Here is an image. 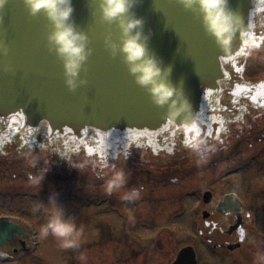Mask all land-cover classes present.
<instances>
[{
	"label": "water",
	"instance_id": "water-1",
	"mask_svg": "<svg viewBox=\"0 0 264 264\" xmlns=\"http://www.w3.org/2000/svg\"><path fill=\"white\" fill-rule=\"evenodd\" d=\"M99 0H72V21L89 37L91 55L80 72L87 81L74 91L65 84L63 61L49 50L53 30L43 13L29 14L23 0H7L0 9V139L24 135L62 157L128 156L135 149L169 154L179 136L201 143L226 130L227 119L247 109L264 113V87L243 80L250 54L264 46V0H229L243 19L225 54L207 34L199 14L177 0H142L132 10L151 33L150 51L171 67L169 81L182 91L197 121L187 131L181 120L165 119L167 106L155 105L135 83L121 54L112 56L105 37L119 43L120 30L100 19ZM7 68V70H6ZM244 112V113H243ZM47 119V123L42 120ZM186 144V143H185ZM208 199L206 200V202ZM20 229L0 222V245ZM174 264H196L192 249L180 251Z\"/></svg>",
	"mask_w": 264,
	"mask_h": 264
},
{
	"label": "flooded vegetation",
	"instance_id": "flooded-vegetation-1",
	"mask_svg": "<svg viewBox=\"0 0 264 264\" xmlns=\"http://www.w3.org/2000/svg\"><path fill=\"white\" fill-rule=\"evenodd\" d=\"M252 62L258 67L254 68V71H250L249 68ZM257 73L262 74L259 76ZM244 79L248 84H261V86L264 84V46L250 55L246 62ZM245 111L239 117L228 118L226 120L228 129L214 138L203 140L199 143L198 150H193L186 145L184 138L181 137L178 145L169 154H153L149 150L140 148L132 151L130 158L118 155L117 161L112 163L84 162L82 158L78 159L82 155L87 156L84 153L72 156L74 163H66L60 156L52 155L42 148L43 141L40 136L37 137L33 145H30L29 140L23 135H16L10 141L1 140L0 198L7 202H0V206L13 205L22 210L29 207V202L25 203V207L20 200V198H26L23 194L28 192V185H33L38 191V193H33L36 196L32 197L43 198V202H45L46 175L53 174L60 177L63 172L83 170L87 172L90 170L92 173H96L97 177H102L103 172L113 166L123 169L130 178L128 185L135 187L134 189L141 193L150 184L156 187L155 177L152 174L163 176L162 181L165 185H168L169 182L176 183L177 178L168 177V175L179 168L200 165L210 158L214 160V165L218 166L223 159L227 158H221L219 155L230 150L233 154L230 158V161H233L232 167L227 172L218 174L215 181L212 182L219 190L215 188V190L204 191L197 195L199 204L194 208L192 217L186 219L187 225L185 224L183 234L185 242L176 252L171 253L169 261L170 264H173L182 249L191 248L196 264H253V254L257 250H264V170L259 171L256 177L260 183L256 184L255 189L249 192V198L255 202V205L246 208L240 195L236 192L226 189L221 191L220 189L224 178L235 176L242 169L250 168L254 164L264 167V115L253 109ZM119 157L122 159L118 160ZM43 172H45V177L42 184L33 183L31 177ZM185 176L188 177L187 174ZM207 193L208 196H206ZM90 200L92 198H76V205H80L82 209L88 208L95 203ZM104 200L108 199H102L101 205L105 203ZM134 202L135 209L139 207L138 204L146 203L142 195ZM41 209H43L42 206ZM8 212L18 214L19 211L12 212L10 210ZM72 213L75 214L76 210H73ZM137 213L144 220L141 221L140 228L149 235L153 217L145 216L142 210ZM11 218L17 217L0 216V220ZM122 220L126 221L125 217ZM129 228H132L131 224ZM134 229L137 232L136 228ZM27 233L28 231L23 228V234ZM25 240L23 241L21 237L15 235L11 242L4 243L1 248L11 246L12 254H17L26 248ZM156 248L155 239L148 237L143 243L141 241L136 243L134 251L137 257H140L142 251L146 253L147 250L151 251ZM149 256L150 259L157 257L156 253L152 252ZM0 259L3 261L1 263L8 264V260L5 258L0 257Z\"/></svg>",
	"mask_w": 264,
	"mask_h": 264
},
{
	"label": "rangeland",
	"instance_id": "rangeland-1",
	"mask_svg": "<svg viewBox=\"0 0 264 264\" xmlns=\"http://www.w3.org/2000/svg\"><path fill=\"white\" fill-rule=\"evenodd\" d=\"M253 63L249 65L250 71L258 68ZM257 74L259 75V73ZM232 155L230 150L221 153L219 157L227 158L223 159L218 166L214 165V160L210 158L200 165L179 168L168 175V177L177 178V182H169L168 185L162 181L163 176L152 174L155 177L156 187L150 184L140 193L146 203L138 204L139 207L136 209L134 201L137 199L130 202L121 199L124 191L135 188L128 185V182L121 192L107 195L102 187L103 180L90 170L87 172L84 170L63 172L60 177L53 174L46 175L45 202H43V198L32 197L36 196L33 193H38V191L33 185H28V192L23 194L26 198H20V200L24 205L29 202V207L25 205L26 208L22 210L13 205L0 206V216H16L15 221H22L29 231L25 240L27 249L24 252L19 251L14 255L11 246L0 247V257L8 260V264H170L171 253L176 252L185 242L183 234L185 224L187 225L186 219L192 217L194 208L199 204L197 195L204 191L218 189L212 182L215 181L218 174H223L232 167L233 161H230ZM130 157L131 155L126 156V158ZM86 158L92 159L94 162L112 163L117 161L118 156L113 159L99 156ZM121 159L119 157L118 160ZM263 170L264 167H258L255 164L245 170L242 169L237 175L224 178L220 189L221 191L226 189L236 192L240 195L246 208L255 205V202L249 198V192L255 189L256 184L260 183L256 177L259 171ZM185 177L187 178L184 179ZM9 178L11 179V177ZM190 190L194 193H191ZM53 197L58 207L65 212L66 218H74L77 226L83 227L80 248L62 249L52 235L47 237L41 235L40 226L52 214L53 206L49 200ZM76 198H92L95 205L96 203L100 204L104 198L108 200H104L105 203H102L103 205L100 207L93 205L82 209L80 205H76ZM0 202H7V200L0 198ZM10 210L19 212H17L18 214L9 213ZM72 210H76V213H72ZM139 210H142L145 216L153 217L149 235L140 228L141 221L144 220L138 215ZM122 214L126 221L122 220ZM130 224L131 229L129 228ZM148 237L155 239L157 248L151 251L147 250L146 253L142 251L141 256L137 257L134 251L136 243L140 241L143 243ZM82 252L87 257L84 262L78 259ZM151 252L156 253L157 257L150 259Z\"/></svg>",
	"mask_w": 264,
	"mask_h": 264
},
{
	"label": "clouds",
	"instance_id": "clouds-1",
	"mask_svg": "<svg viewBox=\"0 0 264 264\" xmlns=\"http://www.w3.org/2000/svg\"><path fill=\"white\" fill-rule=\"evenodd\" d=\"M25 7L32 16L43 13L51 22L53 30L48 34L49 50L54 51L63 61L65 84L69 90H75L86 84L80 78V72L91 55L88 35L77 28L72 21L74 11L72 0H23ZM142 0H99L100 19L108 24H115L120 30L119 43L111 39V33L105 37V46L112 56L121 54L128 72L134 77L135 83L144 88L152 102L159 106H167L166 121L171 124L183 117L181 123L187 131H195L197 121L192 116L190 102L184 98L182 91L169 81L171 67H162L149 48L151 33L143 32L144 20L132 11ZM7 0H0L3 9ZM186 11L200 15L202 25L207 34L215 39L216 44L225 54L231 50L232 41L243 23L242 17L229 6V0H177ZM7 46L0 42V55H7ZM7 70V68H6ZM47 123V119L42 120ZM193 150L199 149V143L185 141ZM45 172L31 177L33 183L42 184ZM103 180V190L107 195L121 192L128 182L127 173L113 166L100 177ZM140 191L131 189L124 191L121 199L133 201L139 198ZM49 203L52 214L40 226L43 237L52 235L62 249H78L81 246L83 227H78L74 218L65 216L58 207L56 200ZM78 259L82 262L87 257L82 252ZM253 264H264V250L253 254Z\"/></svg>",
	"mask_w": 264,
	"mask_h": 264
}]
</instances>
